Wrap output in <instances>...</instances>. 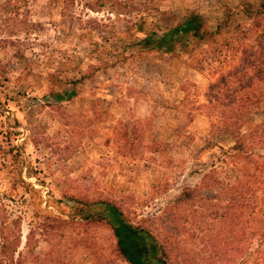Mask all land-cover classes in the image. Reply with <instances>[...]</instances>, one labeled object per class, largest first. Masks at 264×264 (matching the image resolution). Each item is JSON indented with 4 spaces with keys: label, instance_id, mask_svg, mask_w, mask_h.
I'll return each mask as SVG.
<instances>
[{
    "label": "rangeland",
    "instance_id": "374dc122",
    "mask_svg": "<svg viewBox=\"0 0 264 264\" xmlns=\"http://www.w3.org/2000/svg\"><path fill=\"white\" fill-rule=\"evenodd\" d=\"M3 1L0 246H17L11 264H128L98 200L165 244L166 264H256L239 199L228 207L217 190L246 171L264 203V143L235 147L222 113L246 95L231 74L232 86L213 83L237 64L240 44L264 49V21L253 29L247 0H132L125 11L30 0L21 17ZM193 14L211 31L222 24L215 44L147 48L149 31ZM249 210L251 220L257 205Z\"/></svg>",
    "mask_w": 264,
    "mask_h": 264
},
{
    "label": "trees",
    "instance_id": "16d2710c",
    "mask_svg": "<svg viewBox=\"0 0 264 264\" xmlns=\"http://www.w3.org/2000/svg\"><path fill=\"white\" fill-rule=\"evenodd\" d=\"M29 1L30 0H4L2 4L3 6H9L7 8L16 10V15L21 17L24 14L20 11L28 6ZM55 1H61L62 5L68 7L70 4H73L75 0ZM94 2L97 3V6H102L107 3L116 7L117 10L120 9L122 11H125L132 5V0H94ZM243 15L251 20L253 29H257L260 23L264 21V0H247L243 2ZM227 19L228 17L225 18V23L228 22ZM221 26L222 24H219L216 30L211 31L205 26L202 16L193 14L188 16L183 22L161 33L153 30L149 31L144 37V42L148 49L164 52L174 50L176 42L179 43V47L182 48L188 43L190 38L198 41L207 40L209 43L215 44V34L219 33ZM262 36L264 38V33H261V36H257V40L259 38L258 41L260 42L259 44H261L259 46H262V42L260 41V37ZM240 45L241 56L237 64H234L230 68L232 70L229 71V73L220 74L215 82H213L215 85L221 84V86L227 82L231 83L232 86L234 80H228L229 78H226L227 75L231 74V77L238 81L239 92L246 95L238 101L234 100L236 102L234 108H232V103L227 104L230 107L229 110L222 113V122L228 125L227 129H229L232 134L235 142L234 145L237 149L240 147L246 148L248 144L251 143L250 141L253 137L258 142L264 143V114L259 123L253 124L248 120L249 114L253 109L257 110L264 107V49L261 52L257 50L253 51V45L248 42H244L243 45ZM71 93L69 94L72 95L73 93ZM65 95L57 94L55 97L62 99ZM244 126L247 127L248 130L241 133V128ZM253 127H255V129H253ZM246 150L248 151L249 149ZM207 179L209 180L201 181V183L210 190L213 186L212 182H210L211 177L208 174ZM251 179L252 175L244 171L235 184L232 186L224 184V187L217 191L228 198V207L233 205L235 199H239L238 207H240L241 211L245 214L243 217L246 219L249 218L247 229L250 228L251 232H245V229H240L239 231L248 233V237L244 239L245 243L255 245V263L264 264V203L260 201V199H257L255 192H257L256 189H258L259 186L255 187V183H252ZM200 190V186L196 188H184L181 192V199H194L198 196ZM259 202L263 207L258 206ZM95 204L102 206L100 212L102 214L101 216H103L111 226L116 241L117 251L128 264H166L164 259L166 245L160 242L153 233L129 221L118 204L107 200H98ZM256 205V215L250 220L252 214L249 209L255 210ZM256 235L258 237H256ZM246 240L248 242H246ZM252 240H254V242ZM16 247L17 246L9 247L6 244L0 246V264L5 263L6 260L8 264L14 262L13 252Z\"/></svg>",
    "mask_w": 264,
    "mask_h": 264
}]
</instances>
